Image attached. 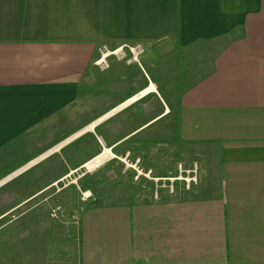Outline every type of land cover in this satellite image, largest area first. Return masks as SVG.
Returning a JSON list of instances; mask_svg holds the SVG:
<instances>
[{
  "label": "crops",
  "instance_id": "1",
  "mask_svg": "<svg viewBox=\"0 0 264 264\" xmlns=\"http://www.w3.org/2000/svg\"><path fill=\"white\" fill-rule=\"evenodd\" d=\"M167 126L191 194L99 187ZM0 264H264V0H0Z\"/></svg>",
  "mask_w": 264,
  "mask_h": 264
},
{
  "label": "rangeland",
  "instance_id": "2",
  "mask_svg": "<svg viewBox=\"0 0 264 264\" xmlns=\"http://www.w3.org/2000/svg\"><path fill=\"white\" fill-rule=\"evenodd\" d=\"M95 111H97V109H95ZM166 122L167 118H164L153 127L158 128L160 124H165ZM172 127L173 126L164 127L162 136L158 135L159 140L160 138H163L162 145L159 143L155 146L153 143L151 144V142H149L147 146L142 147V150L136 147V149L133 150L130 156H125L124 158L120 159L119 164L115 165V167L117 168L114 170V173L111 172L110 174L108 173L100 175L99 178L102 184L99 185V187L101 188L103 186H109L115 189L118 186L121 187V183L123 182V179H125L126 185H129L130 183L132 189H134L132 191L141 192V194L148 195V198L151 197L154 200L158 197L173 198L184 197L187 194H191V190L199 181L196 184H191L190 187L187 188L186 182L182 177L193 175L192 173H187L186 171H188L189 169H193V165L195 163L199 166V169L200 167L202 168L203 165H206V163L204 162L203 164L201 162V159L198 158H187L185 155V151L187 148L186 146L180 145L178 150L173 147L174 152H172L173 150H171L170 145L165 142L166 135H169L168 141L171 140L170 132H174V127ZM176 150L178 152H176ZM94 164L95 162L93 163V165ZM131 164H137L136 168L142 170V174H140L138 178H135V176L137 175L135 169L129 167V165ZM121 165L122 169H127L125 171L126 173L124 174H121ZM157 166H159V168H156ZM179 169L181 171H179ZM146 174L147 176H145ZM95 187L97 188L96 185ZM94 190L92 192H95ZM77 192L79 193L77 194V199L79 197H84L86 199L92 197L91 191L89 190H77ZM155 194L157 195L155 196ZM86 195L87 197H89H85ZM67 200H70L69 202H75L71 200L69 196ZM56 207H59L61 209L55 212L58 217L59 215H63L64 213L68 216L69 214L77 211L80 208L76 203H71L64 211L61 205L51 207L49 215L55 219L58 217L52 216L51 214Z\"/></svg>",
  "mask_w": 264,
  "mask_h": 264
},
{
  "label": "built area",
  "instance_id": "3",
  "mask_svg": "<svg viewBox=\"0 0 264 264\" xmlns=\"http://www.w3.org/2000/svg\"><path fill=\"white\" fill-rule=\"evenodd\" d=\"M100 64H103V65H105L106 64V61H105V58H104V56H103V54H102V57L100 58ZM137 162V161H136ZM136 166H137V164H131V165H129V167H131V168H134L135 169V171H136V173H137V175L135 176V178H138V176L140 175V174H142V170H139V168L137 169L136 168ZM181 169V168H180ZM179 169V171H181ZM198 170H199V167H198V165L195 163L194 165H193V169H189L188 171H186L187 173H192L193 175H191V176H187V177H182L183 178V180L186 182V187L187 188H189L190 187V185L192 184H196L197 182H198ZM184 171V170H183ZM182 171V172H183ZM145 176H147V174L145 175ZM157 194H155V196H156ZM85 197H87V195L85 196ZM58 210H61L59 207H56L53 211H52V216H56V217H58L56 214H55V212L56 211H58ZM68 219L71 221V222H74V223H77L78 222V214L76 213V211L75 212H73V213H71V214H69V216H68Z\"/></svg>",
  "mask_w": 264,
  "mask_h": 264
}]
</instances>
